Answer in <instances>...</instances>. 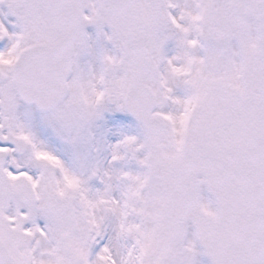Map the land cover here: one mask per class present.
<instances>
[{
  "label": "snow or ice",
  "instance_id": "obj_1",
  "mask_svg": "<svg viewBox=\"0 0 264 264\" xmlns=\"http://www.w3.org/2000/svg\"><path fill=\"white\" fill-rule=\"evenodd\" d=\"M0 264H264V0H0Z\"/></svg>",
  "mask_w": 264,
  "mask_h": 264
}]
</instances>
